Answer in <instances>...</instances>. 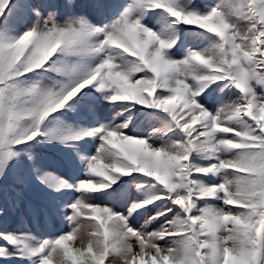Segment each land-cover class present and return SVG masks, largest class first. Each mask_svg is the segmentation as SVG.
Segmentation results:
<instances>
[{"label": "snow or ice", "instance_id": "6c2138e0", "mask_svg": "<svg viewBox=\"0 0 264 264\" xmlns=\"http://www.w3.org/2000/svg\"><path fill=\"white\" fill-rule=\"evenodd\" d=\"M0 264H264V0H0Z\"/></svg>", "mask_w": 264, "mask_h": 264}]
</instances>
